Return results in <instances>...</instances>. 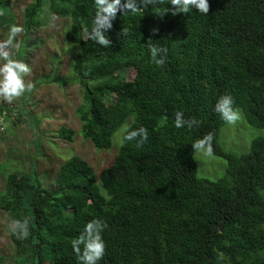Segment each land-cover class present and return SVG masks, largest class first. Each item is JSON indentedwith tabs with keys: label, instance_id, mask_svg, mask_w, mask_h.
Masks as SVG:
<instances>
[{
	"label": "trees",
	"instance_id": "trees-1",
	"mask_svg": "<svg viewBox=\"0 0 264 264\" xmlns=\"http://www.w3.org/2000/svg\"><path fill=\"white\" fill-rule=\"evenodd\" d=\"M209 3L208 15L195 8L172 15L169 0L121 11L106 33L108 48L87 39L95 0H32L25 9L26 33L41 27L47 12L69 21L66 40L80 48L74 82L84 94L77 109L83 138L110 151L130 120L124 136L143 126L149 138L137 146L123 137L99 177L79 157L60 167L53 188L35 167L12 173L0 209L11 221L31 218L28 239L11 233L15 264H80L72 242L96 218L107 225L98 264H264V138L247 155L225 152L219 137L228 123L215 111L229 94L247 123L264 130V0ZM0 19L14 24L6 3ZM148 42L167 47L165 64L153 62ZM128 70L136 71L131 82ZM176 111L198 124L177 129ZM209 131L213 156L228 163L217 182L198 178L192 147ZM58 137L73 143L75 133L63 128Z\"/></svg>",
	"mask_w": 264,
	"mask_h": 264
},
{
	"label": "rangeland",
	"instance_id": "rangeland-1",
	"mask_svg": "<svg viewBox=\"0 0 264 264\" xmlns=\"http://www.w3.org/2000/svg\"><path fill=\"white\" fill-rule=\"evenodd\" d=\"M0 3L7 4L14 24L24 29V11L32 0H0ZM43 16L41 27L29 33L23 31L17 37L19 47L15 49V58L23 60L32 69L26 79L34 84L33 90L26 91L11 103L0 97V108L6 109L0 115V123L5 128V131L0 128V196L12 173H30L34 167L44 186L53 188L60 167L73 157L86 161L99 177L116 159L132 122L128 121L115 134L110 151H98L83 138L77 109L84 104V94L74 82V66L80 48L66 40L68 20L59 18L52 26L50 14L47 12ZM9 29L0 19V40L7 38ZM124 74L131 82L136 71L128 70ZM241 111L243 118L224 127L219 137L223 150L237 156L249 154L253 141L264 138V130L251 127ZM63 128L75 133L73 143L59 139L58 132ZM195 162L200 179L217 182L227 176L228 163L220 157L197 152ZM10 222L9 215L0 209V258L4 260L3 264H15V246L8 228Z\"/></svg>",
	"mask_w": 264,
	"mask_h": 264
},
{
	"label": "clouds",
	"instance_id": "clouds-1",
	"mask_svg": "<svg viewBox=\"0 0 264 264\" xmlns=\"http://www.w3.org/2000/svg\"><path fill=\"white\" fill-rule=\"evenodd\" d=\"M163 0H95L96 13L92 22L91 31L87 33V39L105 48L110 47L111 40L106 35L107 31L113 27V21L121 11L124 13H137L143 11L140 5L146 9L149 5H157ZM172 5V15L178 13H189L190 9H197L199 13L208 15L210 11L209 0H169ZM168 11V10H167ZM59 17L50 14L49 23L55 26ZM24 31L23 27L18 24L11 25L6 39L0 40V97L6 102L11 103L21 97L26 91L31 92L34 84L27 80L31 74V67L23 60L15 58V49L19 47L17 37ZM155 34L158 29H153ZM122 35L127 36L128 29H122ZM151 41V39H149ZM151 58L157 65H163L167 60L168 49L164 46L147 43ZM215 111L220 114L221 118L228 124L239 122L242 117V111L235 106L234 98L229 95H223L216 103ZM175 127L177 129L192 128L198 124L193 117L185 119L182 111L174 113ZM149 138L148 129L139 127L129 131L125 136L126 141H137V146H142ZM214 133L209 131L202 138L196 139L192 143L193 153H203L211 156L214 154L213 148ZM31 218L25 216L23 219H15L8 225L11 233L18 240H26L30 235ZM107 225L101 219L89 221L83 229L82 234L72 242L74 252L77 254L80 264H98L106 253V242L102 233Z\"/></svg>",
	"mask_w": 264,
	"mask_h": 264
},
{
	"label": "built area",
	"instance_id": "built-area-1",
	"mask_svg": "<svg viewBox=\"0 0 264 264\" xmlns=\"http://www.w3.org/2000/svg\"><path fill=\"white\" fill-rule=\"evenodd\" d=\"M0 126H1V127H0L1 130H2V131H5L4 125L2 126V123H0ZM2 127H3V128H2Z\"/></svg>",
	"mask_w": 264,
	"mask_h": 264
}]
</instances>
